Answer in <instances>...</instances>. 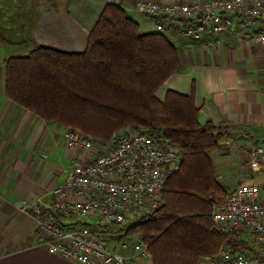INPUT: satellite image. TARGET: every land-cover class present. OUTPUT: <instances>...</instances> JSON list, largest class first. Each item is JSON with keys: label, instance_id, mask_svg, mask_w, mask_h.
Masks as SVG:
<instances>
[{"label": "trees", "instance_id": "1", "mask_svg": "<svg viewBox=\"0 0 264 264\" xmlns=\"http://www.w3.org/2000/svg\"><path fill=\"white\" fill-rule=\"evenodd\" d=\"M178 70L166 35L141 33L116 4L104 6L83 52L42 47L4 61L5 97L45 123L101 142L125 129L144 131L180 150L179 170L168 179L161 205L126 229L147 246L152 264H196L226 246L250 250L241 234L216 231L209 217L228 194L209 157L221 134L198 122L193 92L155 97Z\"/></svg>", "mask_w": 264, "mask_h": 264}, {"label": "crops", "instance_id": "2", "mask_svg": "<svg viewBox=\"0 0 264 264\" xmlns=\"http://www.w3.org/2000/svg\"><path fill=\"white\" fill-rule=\"evenodd\" d=\"M137 1L36 0L38 13L32 14L30 24L40 34L33 42L24 37L19 42L23 50H13L5 60L42 47L83 52L87 36L107 4L122 7L141 33H154L152 21L134 10ZM24 4L21 0L14 8L8 5L10 10L2 5L0 12L18 18L15 10ZM13 28L26 30L21 21ZM165 35L176 48L179 70L158 88L155 97L163 101L169 91L193 92L198 122L209 123L222 137L209 155L216 181L227 190L243 182H257V167L252 166L249 151L264 145V46L253 47L231 33L213 37L221 43L213 48L175 31ZM1 48L0 54H4ZM64 130L5 97L4 62L0 60V264H78L50 254L34 238L35 206L50 204L51 189L66 178L58 155L66 151L64 162L69 165L73 157L86 155L68 151ZM32 203L35 206L27 208ZM136 240L131 237L130 241ZM147 264H152L150 255Z\"/></svg>", "mask_w": 264, "mask_h": 264}, {"label": "built area", "instance_id": "3", "mask_svg": "<svg viewBox=\"0 0 264 264\" xmlns=\"http://www.w3.org/2000/svg\"><path fill=\"white\" fill-rule=\"evenodd\" d=\"M134 10L152 21L155 32H176L216 47L213 39L233 34L253 47L264 46V0H139ZM78 131H65L73 157L64 182L50 191V204L35 206V242L50 254L78 264H147V246L123 240L126 229L147 221L162 203L170 176L179 170L181 153L163 138L125 129L98 150ZM257 182H243L209 217L214 229L237 232L248 249L223 247L196 264H264V145L250 148Z\"/></svg>", "mask_w": 264, "mask_h": 264}, {"label": "rangeland", "instance_id": "4", "mask_svg": "<svg viewBox=\"0 0 264 264\" xmlns=\"http://www.w3.org/2000/svg\"><path fill=\"white\" fill-rule=\"evenodd\" d=\"M25 1V4L20 7L19 9L15 10V13L17 14L18 18H15L14 15L12 14H6V13H2L0 12V32L3 33V37H0V47L1 51H5V53H1L0 54V60H5V57L7 55H11L13 53V50H23V47H19L20 43L19 42H23L24 41V37H29V41L33 40L35 41V38L37 35L40 34V31L38 32L36 29V26H32L30 24L32 18V14L38 13V9L35 7V3L36 0H22ZM19 3H21V0H3L1 2V4L3 5V8H9L8 5H11L13 8L16 7ZM2 5H0V8L2 7ZM10 10V8H9ZM140 15V14H139ZM13 18V22H12V18ZM20 21L22 22V25L24 28H26V30H22V31H15L13 27H15L16 23H20ZM10 28V30L8 29V27ZM33 27V28H32ZM33 38V40H32ZM8 50V51H7ZM8 52V54H7ZM65 131H76L74 129H66ZM63 132V133H64ZM82 135L86 136V139H89L91 141H93L94 143V147L96 150H98L100 147L102 146L106 141H94L92 140L89 136L81 133ZM63 138V137H62ZM64 145L67 148L65 141ZM69 152H77L79 154H81V150L75 149V148H67ZM59 158L61 159V168H63L65 171H68L69 169V163H67L66 161L64 162L65 156H66V151L64 153H61L60 155H58ZM71 161V160H70ZM123 240L125 241H130L131 237L128 235H125ZM134 242V241H132Z\"/></svg>", "mask_w": 264, "mask_h": 264}]
</instances>
